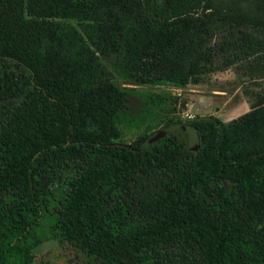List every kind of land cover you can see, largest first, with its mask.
<instances>
[{
	"label": "trees",
	"instance_id": "obj_1",
	"mask_svg": "<svg viewBox=\"0 0 264 264\" xmlns=\"http://www.w3.org/2000/svg\"><path fill=\"white\" fill-rule=\"evenodd\" d=\"M233 66L249 111L122 141L115 72ZM51 240L79 264H264V0H0V264H55Z\"/></svg>",
	"mask_w": 264,
	"mask_h": 264
},
{
	"label": "rangeland",
	"instance_id": "obj_2",
	"mask_svg": "<svg viewBox=\"0 0 264 264\" xmlns=\"http://www.w3.org/2000/svg\"><path fill=\"white\" fill-rule=\"evenodd\" d=\"M115 74L121 87L130 95L129 107L122 112L119 121L121 139L126 143L150 135L170 121L183 123L195 116L208 115L230 121L250 110L252 96L247 91L260 89L245 75L244 69L238 66L210 73L202 83L186 86L135 83L125 80L117 72ZM175 130L165 135L155 134L149 141L155 142ZM176 134L185 139L188 146L195 147L194 133L189 136ZM40 251L48 252L45 258L55 264H79L83 258L82 254L76 256L75 251L62 248L52 240L43 243Z\"/></svg>",
	"mask_w": 264,
	"mask_h": 264
},
{
	"label": "water",
	"instance_id": "obj_3",
	"mask_svg": "<svg viewBox=\"0 0 264 264\" xmlns=\"http://www.w3.org/2000/svg\"><path fill=\"white\" fill-rule=\"evenodd\" d=\"M174 128H175V126H173V125L167 127L166 130H164V131L162 130L161 131V135H163V134L165 135L167 132H169L170 130H173Z\"/></svg>",
	"mask_w": 264,
	"mask_h": 264
}]
</instances>
